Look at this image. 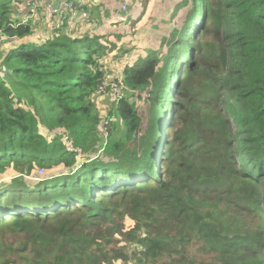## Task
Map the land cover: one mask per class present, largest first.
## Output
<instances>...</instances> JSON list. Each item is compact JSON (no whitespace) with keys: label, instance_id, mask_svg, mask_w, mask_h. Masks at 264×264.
Instances as JSON below:
<instances>
[{"label":"trees","instance_id":"obj_1","mask_svg":"<svg viewBox=\"0 0 264 264\" xmlns=\"http://www.w3.org/2000/svg\"><path fill=\"white\" fill-rule=\"evenodd\" d=\"M19 1L0 0L3 37L33 35L48 14L54 25L61 0H38L35 13L28 5L24 16L13 6ZM69 1L87 8L91 0ZM186 4L192 8L184 26L171 40L163 38L168 50L149 47L119 78L124 87L155 92L146 130L141 111L125 98L116 107L121 129L99 119L91 99L104 80L109 45L84 31L74 34L79 22L55 30L62 34L58 45L47 38L12 45L2 63L10 79L0 76V173H17L10 182L0 180V263L4 233L28 230L35 236L25 238L26 245L56 247L65 238L58 264H104L109 235L75 236L66 219L93 224L128 215L136 221L128 234L136 264H264V0L180 5ZM21 102L36 106L40 124L66 127L80 151L95 153L99 142L105 150L88 158L70 149L45 156L50 146ZM167 108L175 112L173 133L160 158L156 136ZM56 138L62 146V135ZM57 164L67 171L26 180L33 169L38 175ZM54 227L58 235L46 232ZM193 245L200 257L190 255Z\"/></svg>","mask_w":264,"mask_h":264},{"label":"rangeland","instance_id":"obj_2","mask_svg":"<svg viewBox=\"0 0 264 264\" xmlns=\"http://www.w3.org/2000/svg\"><path fill=\"white\" fill-rule=\"evenodd\" d=\"M31 1L32 0H21L18 3L13 2V6L18 13L21 11L24 16L28 14L27 6ZM183 1L184 0H91L87 3L86 9L89 14L85 19L86 23L76 22L73 25L66 24L67 28H71L78 23V26L74 29V34L84 31L91 36L100 37L103 43L109 45L107 48L108 54L103 58L105 77L101 84L102 87L99 88L96 95L91 100L94 103L95 112L98 114L99 119H104L106 117L108 120L106 124H108L109 121L113 123L116 122V130L123 127L121 119L116 111L118 102L123 98L129 99V101L136 104L135 107H137L139 112L141 111L140 117L144 130L149 128L151 119L150 96L154 97L155 92L151 89V86L142 91L133 90L127 86L124 87V84L119 78H123L124 70L127 65L133 64L137 58L146 55V52L150 49L149 47L154 46L157 50H161L162 52L168 50L167 44L162 42L163 38L166 35L168 40H171L174 29L178 28L180 30L184 26L183 20L185 21V15L192 8L191 4L180 5ZM47 2L50 1L47 0L42 3ZM124 3L128 4V8L124 7ZM45 17V22L40 24L36 32L29 37L13 41L7 37H3L0 33V76L3 77V80L10 79L11 72L2 63L14 43L21 41L42 43L46 38L53 42V46L61 42L62 34L55 30L61 29L62 27L60 28L55 24H50L51 14ZM51 27H53V30L46 37L41 34ZM116 78H118V80H115ZM153 79L150 78V80ZM1 84L2 82L0 80V87ZM109 85H118L119 89L111 93ZM5 88L6 90L3 94L7 95L9 93L8 85H5ZM177 97V94H175V98ZM18 105L29 111V114L36 117L40 132L45 136L44 141L50 146L45 156L56 157L63 151L70 149L77 151L79 157L88 158L96 152L100 153L101 150H105V145L102 144V146L99 142L95 153L93 151H88L87 153L80 151V147H76L77 145L67 138L68 135L66 132L68 129L66 127L51 128L42 125L40 124L41 116L37 112L35 105L32 106L27 102H21L18 103ZM171 106L172 104L170 103L168 108H171ZM168 108L166 109L165 118H169L158 127V131L161 129L162 134L156 136L161 142L160 158L164 157L165 152L162 153V151L166 149L173 133L172 122L175 112H168ZM189 117L190 115H186L184 118ZM69 122L73 126H78V124L72 123V118L69 119ZM80 127L72 131L74 136L77 132H81ZM97 128L100 129L101 132H104L103 126L97 125ZM56 134L62 135V138H59V142L62 143V146H56L54 144V141L58 142ZM86 140L89 139L86 137L85 141ZM98 155L99 154H96V156ZM96 156L94 158H96ZM210 156L211 152L208 153V157ZM67 167L68 165L57 164L49 169L40 168L37 170L38 180H36V168L29 173L30 175H27L26 180L29 182H38L49 175L53 176L67 171ZM158 171V174H160L161 166L158 167ZM16 173L17 172L12 169L8 171V173H0V180L5 179L7 182H10L13 174ZM140 184L141 183H139V185ZM94 197L97 198L96 195H94ZM66 220L72 225L75 236L79 234V237L89 241H91L90 239L92 238L97 240L100 231L109 235V237L104 240L105 253L109 257V261L104 264H109L111 261V264H128L127 260L133 256V247L129 246L131 240L128 239L129 232H131L136 224V221L132 217L126 215L124 218L117 217L115 221L98 220L94 221L93 224L82 221L78 216H69ZM90 226L95 229H88ZM55 228L56 227L46 232L58 235L57 229ZM30 236L34 237L35 234L28 230L27 232L18 230L4 233L2 247L5 257L0 264H58L55 256L62 252L61 249L63 246L61 247V242L63 244L65 238L60 236L59 241L56 242V247L43 248L37 247L38 244L36 246L24 244L25 238ZM54 242L53 240L51 243ZM23 245H26V247H22ZM94 247L95 245L93 248ZM190 255L200 257L194 245L192 246ZM129 264H136L135 259H130Z\"/></svg>","mask_w":264,"mask_h":264},{"label":"built area","instance_id":"obj_3","mask_svg":"<svg viewBox=\"0 0 264 264\" xmlns=\"http://www.w3.org/2000/svg\"><path fill=\"white\" fill-rule=\"evenodd\" d=\"M38 3V0H32L28 3L31 7L32 13H35V5ZM124 7L128 8V4L124 3ZM48 11L55 10L53 8L52 4H47ZM57 17L55 19L54 24L57 27H64L66 24L73 25L76 22H82L85 21V19L88 17V11L87 9L81 4L80 6H76L73 2H70L69 0H61L60 7L56 10ZM127 11V10H125ZM100 86L99 88H101ZM112 88L114 91H117L119 89L118 85L113 86Z\"/></svg>","mask_w":264,"mask_h":264},{"label":"clouds","instance_id":"obj_4","mask_svg":"<svg viewBox=\"0 0 264 264\" xmlns=\"http://www.w3.org/2000/svg\"><path fill=\"white\" fill-rule=\"evenodd\" d=\"M167 118H169V117H167ZM167 118H164L162 122L164 123V122L166 121Z\"/></svg>","mask_w":264,"mask_h":264},{"label":"water","instance_id":"obj_5","mask_svg":"<svg viewBox=\"0 0 264 264\" xmlns=\"http://www.w3.org/2000/svg\"><path fill=\"white\" fill-rule=\"evenodd\" d=\"M39 179V177L36 175V180H38Z\"/></svg>","mask_w":264,"mask_h":264}]
</instances>
